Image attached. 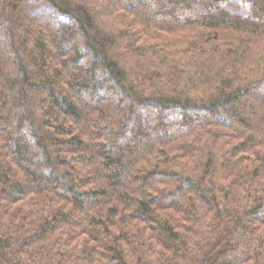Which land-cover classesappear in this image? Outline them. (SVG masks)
I'll return each mask as SVG.
<instances>
[{
    "label": "trees",
    "instance_id": "trees-1",
    "mask_svg": "<svg viewBox=\"0 0 264 264\" xmlns=\"http://www.w3.org/2000/svg\"><path fill=\"white\" fill-rule=\"evenodd\" d=\"M0 264H264V0H0Z\"/></svg>",
    "mask_w": 264,
    "mask_h": 264
}]
</instances>
